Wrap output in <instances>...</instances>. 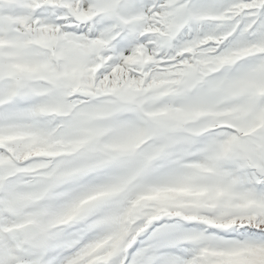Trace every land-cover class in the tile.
Returning <instances> with one entry per match:
<instances>
[{
  "label": "snow or ice",
  "instance_id": "6c2138e0",
  "mask_svg": "<svg viewBox=\"0 0 264 264\" xmlns=\"http://www.w3.org/2000/svg\"><path fill=\"white\" fill-rule=\"evenodd\" d=\"M0 264H264V0H0Z\"/></svg>",
  "mask_w": 264,
  "mask_h": 264
}]
</instances>
